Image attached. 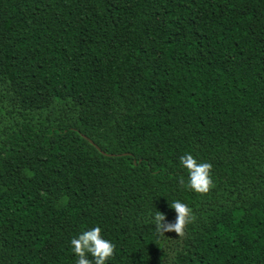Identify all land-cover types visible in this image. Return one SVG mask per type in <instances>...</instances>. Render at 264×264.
<instances>
[{"label": "trees", "instance_id": "1", "mask_svg": "<svg viewBox=\"0 0 264 264\" xmlns=\"http://www.w3.org/2000/svg\"><path fill=\"white\" fill-rule=\"evenodd\" d=\"M96 226L106 264H264V0H0V264Z\"/></svg>", "mask_w": 264, "mask_h": 264}, {"label": "clouds", "instance_id": "2", "mask_svg": "<svg viewBox=\"0 0 264 264\" xmlns=\"http://www.w3.org/2000/svg\"><path fill=\"white\" fill-rule=\"evenodd\" d=\"M180 163L187 170V187L201 195H206L213 188L211 176L212 165L209 162H198L192 154L180 157ZM185 181L180 180L183 185ZM176 213L174 222H169L164 213L157 211L151 218L158 234L174 232L179 237L185 236L187 226L195 220L193 210L179 200L170 205ZM101 227L96 226L71 239L73 253L78 257L76 264H106L114 256L115 245L101 235ZM91 254L92 259H89Z\"/></svg>", "mask_w": 264, "mask_h": 264}, {"label": "rangeland", "instance_id": "3", "mask_svg": "<svg viewBox=\"0 0 264 264\" xmlns=\"http://www.w3.org/2000/svg\"><path fill=\"white\" fill-rule=\"evenodd\" d=\"M176 240H178V239H176ZM173 243H171V245H172Z\"/></svg>", "mask_w": 264, "mask_h": 264}, {"label": "water", "instance_id": "4", "mask_svg": "<svg viewBox=\"0 0 264 264\" xmlns=\"http://www.w3.org/2000/svg\"><path fill=\"white\" fill-rule=\"evenodd\" d=\"M91 142V141H90ZM97 147V146H96Z\"/></svg>", "mask_w": 264, "mask_h": 264}]
</instances>
